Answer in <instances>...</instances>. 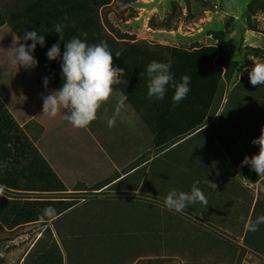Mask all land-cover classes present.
<instances>
[{
	"label": "rangeland",
	"instance_id": "1",
	"mask_svg": "<svg viewBox=\"0 0 264 264\" xmlns=\"http://www.w3.org/2000/svg\"><path fill=\"white\" fill-rule=\"evenodd\" d=\"M252 1L142 0L134 4L117 1L103 11V19L111 33L133 41L144 40L184 50L221 46L225 58L235 62L237 68L217 99L213 120L219 123L242 74L250 71L254 62H264V58L251 50H264V33L250 31L247 25L248 5ZM134 6L146 10H136ZM139 13L142 15L136 20ZM128 20L133 23L128 24ZM251 21L264 31L261 13ZM61 128L49 127L42 139L34 142L67 187L66 195L60 197L73 198L82 204L58 222V226L56 222H38L6 229L0 236V264H30L53 241L62 249L65 264H264V255L244 244L246 225L258 197V184L235 175L239 190L245 189L246 195L239 197L227 189L221 192L219 189L209 195L214 199L207 204L209 208L197 202L184 213L169 211L163 204L167 194L173 189L190 192V183L198 181L194 179L196 173H200L199 188L202 189L201 160L187 154L190 157H186L187 161L173 158L176 164L153 166L149 162L140 170V177L117 183L119 179L115 175L119 172L98 147L91 145L84 129L74 128L70 123L67 129ZM133 132L125 129L115 135L116 151L123 148L122 140L134 138ZM140 132L147 142L151 133L144 127ZM135 133L138 134L137 130ZM104 142L107 144L108 138ZM204 151L199 148V157L204 156ZM144 158L151 156L145 154ZM203 163L209 165L204 158ZM121 164L128 169L139 162ZM165 167L162 175L157 174ZM247 195L253 204L245 199ZM12 197L24 200L58 196ZM69 231L80 238L78 243H70L72 257L63 243Z\"/></svg>",
	"mask_w": 264,
	"mask_h": 264
},
{
	"label": "trees",
	"instance_id": "2",
	"mask_svg": "<svg viewBox=\"0 0 264 264\" xmlns=\"http://www.w3.org/2000/svg\"><path fill=\"white\" fill-rule=\"evenodd\" d=\"M112 3L113 0H0V29L8 26L17 38H23L25 31H37L38 35L45 37L44 46L37 44L32 54L55 90L62 86L63 80L61 60L50 61L46 55L53 44L59 42L62 56L67 40L72 37L85 39L80 35L82 32H87L86 42L89 44L107 42L114 66L125 70L122 83L116 87L153 136L155 149L165 151L205 128L197 137L203 139L204 147H216L217 150L213 154L204 151V156L199 157L203 179L214 173L222 191L227 189L228 193L239 197L247 192L243 188L239 190L235 175L258 184V197L250 219L254 222L258 216L264 215V175L258 176L249 165L241 166V162L245 156L251 158L259 152V146L252 141L259 137L264 126V85L253 87L249 70L245 71L232 92L223 117L216 123L213 118L217 99L225 82L232 80L237 64L225 58L221 46L184 50L149 46L145 41L131 44L133 40L110 33L104 23L102 12ZM258 13L264 16V0H253L248 5L247 21L250 31L264 33L251 21ZM56 23L66 25L64 40H59V34L53 28ZM21 43H24L23 39ZM26 43L30 45L32 41ZM251 50L264 58V50ZM116 52L121 53L119 58L115 56ZM152 60L170 62V71L177 83L184 75L190 77V92L175 106L171 86L167 87L162 100L147 98V77L142 80L140 74ZM203 158L207 159L208 166L203 163ZM67 192L56 171L0 100V236L6 229L38 222H56L58 226V222L68 218L82 204L73 198L60 197ZM22 194L58 197L24 200L12 197ZM245 199L250 201L248 195ZM249 203L253 204V200ZM48 207L55 209V216L43 215ZM150 231L151 234L154 232ZM79 239L71 231L64 235L63 243L69 257H72L73 250L70 243H78ZM244 244L264 255V224H260L256 231L248 227ZM30 264H65L63 251L53 241Z\"/></svg>",
	"mask_w": 264,
	"mask_h": 264
},
{
	"label": "clouds",
	"instance_id": "3",
	"mask_svg": "<svg viewBox=\"0 0 264 264\" xmlns=\"http://www.w3.org/2000/svg\"><path fill=\"white\" fill-rule=\"evenodd\" d=\"M65 19H67L65 17ZM65 24L56 23L53 25L54 30L59 34V40H64ZM85 39L72 37L67 40L64 51L61 56L60 44H53L47 51V58L52 60H61L62 86L58 90H52L50 94L42 96L43 110L42 114L50 118L58 115L68 121L74 128H87L97 119V113L101 106L108 102L113 94L115 86L122 83V77L125 75L123 68L114 66L113 54L107 45V42L101 41L97 44L86 42L87 32L80 34ZM23 39L24 43H21ZM32 41L30 45L26 42ZM37 44L41 47L45 44V37L38 35L37 31H25L23 38L13 37L11 52L12 63L18 69H32L38 66V60L34 57ZM115 56L119 58L120 52ZM172 65L170 62H158L152 60L146 66V70L140 74L142 80L147 77V98L149 100H162L166 94L167 87L174 89L172 96L173 105L175 106L185 99L190 92V77L184 75L181 82L175 81L171 73ZM250 84L257 88L264 85V62H254L249 71ZM49 80L44 78V86L47 89ZM127 83V81H126ZM123 101L117 106L116 112L120 110ZM115 125V117L108 120V126ZM252 143L259 146L258 154L251 158L245 156L241 166L249 165L258 176L264 175V126L258 138ZM199 181H195L191 186L190 192L171 190L163 201L164 206L169 211L184 213L190 205L201 203L207 207V199L201 189L197 187ZM210 188L215 189L216 184L207 180ZM43 215L46 217L55 216V209L48 207L44 209ZM260 224H264V215L258 216L254 222L249 221L247 227L256 231Z\"/></svg>",
	"mask_w": 264,
	"mask_h": 264
},
{
	"label": "crops",
	"instance_id": "4",
	"mask_svg": "<svg viewBox=\"0 0 264 264\" xmlns=\"http://www.w3.org/2000/svg\"><path fill=\"white\" fill-rule=\"evenodd\" d=\"M117 1L134 4L140 3L142 0H113V3L108 8H112ZM128 6L129 5L126 6V9ZM134 8L136 10H146L139 6H134ZM109 15L111 16L113 13L111 12ZM141 15L142 13H139L135 19H140ZM127 23L131 24L133 23V20H128ZM13 37L17 38L8 26H4L0 29V100L35 145L34 140L40 141L43 135L47 133L49 127H62L61 129H67L69 122L64 120L60 115L55 118H50L47 115L42 114V96L50 94V92L55 89L50 81L47 89L45 88L44 78L47 76L39 65L32 69H25L23 67H19L18 69V67L12 63V52L10 48L12 47ZM140 41L144 40H135L132 41L131 44H136ZM145 42L149 46H166L148 41ZM121 100L123 101V104L120 106V110L117 113L116 109L117 106L120 105ZM113 117H115V125L113 127H109L108 120ZM142 127L146 128L142 120L136 114L135 110L127 103L124 95L115 86L110 100L103 104L99 109L97 119L87 128H84V131H86V134H88L91 141V145L93 147H98L97 150L104 153L105 157L113 163L114 166L112 168L119 172L118 175H115V177L119 179L117 183L127 178L140 177V170H142L144 166L149 165V162L150 164L153 163V166L155 163H162L166 165L167 163L171 164L172 162L176 164L177 162L173 161V158L176 157V160L179 158L187 161L186 157L190 158L187 154H189L192 159H199V148L204 149L210 154H213L217 150L216 147H204L202 141L203 139L201 137H197L199 133H202L205 129L204 128L171 148L160 152L155 149L154 138L152 135L150 139L145 142L142 132H140ZM125 129H131L134 131V138L131 140L126 139V141L122 140V143L125 142L123 144V148L120 151H116L115 145L117 143L116 139L118 138L115 137V135L120 134L123 130L125 131ZM136 130L138 134L135 133ZM146 130L148 129L146 128ZM105 138H108L109 140L107 144L104 142ZM98 151L95 153H99ZM40 153L47 161H49L43 152L40 151ZM145 154L148 156L150 155L151 158L145 159ZM213 157L212 161L214 160ZM128 161L139 162V164L126 169V167L121 163ZM116 163H120V166L116 165ZM162 170L163 171H160L157 174L162 175V173L165 172L164 170H166V167ZM194 176L195 180H199L200 175L196 173ZM203 180L201 191L207 199V204H210L212 199L209 195L216 193L219 189L221 192V188L216 182L214 173L207 174L205 182ZM207 180L215 183L216 188H210L207 184ZM193 183L190 184L192 185ZM191 185L189 189H191ZM197 186L199 187L200 183ZM207 208L209 207L207 206Z\"/></svg>",
	"mask_w": 264,
	"mask_h": 264
}]
</instances>
